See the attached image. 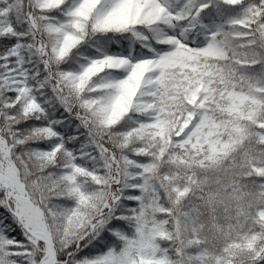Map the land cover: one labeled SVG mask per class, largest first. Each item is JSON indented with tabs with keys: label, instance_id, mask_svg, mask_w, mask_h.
<instances>
[{
	"label": "snow or ice",
	"instance_id": "obj_1",
	"mask_svg": "<svg viewBox=\"0 0 264 264\" xmlns=\"http://www.w3.org/2000/svg\"><path fill=\"white\" fill-rule=\"evenodd\" d=\"M0 264H264V0H0Z\"/></svg>",
	"mask_w": 264,
	"mask_h": 264
}]
</instances>
